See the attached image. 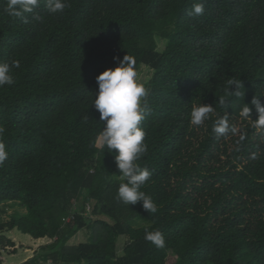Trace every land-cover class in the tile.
<instances>
[{"label":"trees","instance_id":"1","mask_svg":"<svg viewBox=\"0 0 264 264\" xmlns=\"http://www.w3.org/2000/svg\"><path fill=\"white\" fill-rule=\"evenodd\" d=\"M67 2L49 14L41 0L34 11L42 20L26 14L25 22L0 0V62L20 64L15 82L0 88L8 152L0 205L23 209L0 232L51 240L23 264H264V129L252 126L254 106L252 118L239 116L254 96L264 105V0ZM196 3L204 5L201 16L189 15ZM126 54L138 74L152 71L140 125L148 150L137 164L152 173L139 190L155 214L118 200L127 181L116 150L93 147L103 129L92 105L96 77ZM229 79H241L245 95L222 107ZM200 104L215 115L192 126ZM224 116L235 131L217 139L213 122ZM83 229L87 239L68 245ZM145 230H160L165 248L145 240ZM119 236L127 237L120 254ZM0 245L15 244L1 234Z\"/></svg>","mask_w":264,"mask_h":264},{"label":"clouds","instance_id":"2","mask_svg":"<svg viewBox=\"0 0 264 264\" xmlns=\"http://www.w3.org/2000/svg\"><path fill=\"white\" fill-rule=\"evenodd\" d=\"M41 0H6L4 11L11 17L20 18L27 22L26 14H32V18L40 21L42 17L35 13V9L40 6ZM45 6L49 14L62 13L69 4L67 0H45ZM204 14L203 3L193 5L189 15L201 16ZM118 63L114 68L105 69L96 77L98 93L92 103L99 113V121L103 123V129L93 142V147L108 152L116 150V166L120 170L121 179L126 183H121L118 188L117 198L126 205H134L142 202V207L150 214L157 212V206L152 198L139 189L152 176L147 168L141 169L137 161L147 153L148 146L144 142L146 133L141 122L146 118V102L142 103L147 96V89L139 81L138 73L135 70V60L124 55L122 59L114 57ZM19 61L13 60L11 63L0 62V88L5 85H12L14 77L13 69L19 68ZM244 82L241 79H229L226 82L224 94L218 97L220 106L226 107L232 97L245 95ZM252 106L258 112V118L252 119V126L258 130L264 129V105L259 98L254 96L251 106L244 103L239 112V116L245 120L252 118ZM214 113L212 105L200 104L194 106L190 113V125L201 126L210 119ZM84 122L88 117H83ZM212 131L217 139L225 136L230 129L227 116L214 120ZM4 129L0 127V135ZM241 141L244 139L242 136ZM238 150V149H237ZM260 152H254L252 159H258ZM8 158L5 145L0 142V165ZM144 239L152 243L157 249L165 248V239L160 230H145Z\"/></svg>","mask_w":264,"mask_h":264},{"label":"rangeland","instance_id":"3","mask_svg":"<svg viewBox=\"0 0 264 264\" xmlns=\"http://www.w3.org/2000/svg\"><path fill=\"white\" fill-rule=\"evenodd\" d=\"M158 48L161 49L163 47V41L158 39ZM152 71H149L148 68L142 67L140 68L138 78L141 83L147 82L151 75ZM23 209L18 207L17 205H12L10 203L0 205V224L4 222H8L10 220L11 215L16 212H22ZM100 218L106 219L105 217L99 216ZM93 219H95L93 217ZM147 221H143V224H147ZM142 224V223H140ZM4 234L7 238L14 242L13 247H3L0 245V264H23L28 258H31L34 255V251L38 249L40 246L48 244L51 242L47 237L34 239L31 236L21 233L17 229L13 230H4L0 232V235ZM90 231L83 229L78 232L73 238L68 241V245H76L80 242H83L87 239ZM127 242L126 236H119L117 238V250L118 253H122V249L124 244ZM44 264H51V262H46Z\"/></svg>","mask_w":264,"mask_h":264},{"label":"crops","instance_id":"4","mask_svg":"<svg viewBox=\"0 0 264 264\" xmlns=\"http://www.w3.org/2000/svg\"><path fill=\"white\" fill-rule=\"evenodd\" d=\"M73 238V237H72Z\"/></svg>","mask_w":264,"mask_h":264}]
</instances>
